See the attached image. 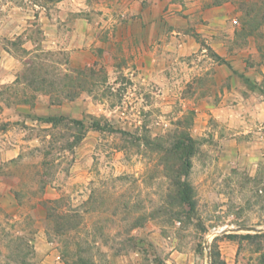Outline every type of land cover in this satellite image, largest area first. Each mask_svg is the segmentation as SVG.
I'll use <instances>...</instances> for the list:
<instances>
[{
	"label": "rangeland",
	"instance_id": "1",
	"mask_svg": "<svg viewBox=\"0 0 264 264\" xmlns=\"http://www.w3.org/2000/svg\"><path fill=\"white\" fill-rule=\"evenodd\" d=\"M109 1L0 0V63H19L0 107L43 93L56 118L19 119L18 156L0 150V264H264V0H204L141 66L120 47L65 71L44 21Z\"/></svg>",
	"mask_w": 264,
	"mask_h": 264
},
{
	"label": "crops",
	"instance_id": "2",
	"mask_svg": "<svg viewBox=\"0 0 264 264\" xmlns=\"http://www.w3.org/2000/svg\"><path fill=\"white\" fill-rule=\"evenodd\" d=\"M202 2L204 3V0H110L98 4L94 8L96 13H81L83 10L78 9L80 14L73 17L66 15L61 17V20L47 17L42 25V42L47 51H57L64 55L62 67L68 72L94 66L102 57L114 54L120 47L126 55L132 57L131 64L134 57L135 64L141 66L139 59L153 56L159 48L163 49L165 44L167 47L170 43L174 47H181L182 39L189 38L184 29L188 19L192 18L190 12L200 8ZM230 5V2H225L214 9H205L202 15L205 25L201 28L205 36L211 37L214 33L211 28L223 21V14L215 15L214 11L222 12ZM179 13L183 16L177 15ZM109 16H116L117 20L110 22ZM165 34L170 35V39ZM29 42L28 49L35 51L37 44H33L31 40ZM180 49L178 48V53H181ZM6 54L8 59L0 63V85L14 84L19 70V63H10L11 59L16 60V57L7 51ZM52 108L49 95L43 93L23 100L20 104L1 106L0 122L4 123L5 127L0 129V150L8 158L18 156L20 142L23 140L13 139L10 128H13L19 119H24L25 124L39 122L37 118L52 114Z\"/></svg>",
	"mask_w": 264,
	"mask_h": 264
},
{
	"label": "trees",
	"instance_id": "3",
	"mask_svg": "<svg viewBox=\"0 0 264 264\" xmlns=\"http://www.w3.org/2000/svg\"><path fill=\"white\" fill-rule=\"evenodd\" d=\"M220 1H223V0H216L215 2H220ZM239 8H240V10L244 11V13L246 15L251 14L253 12V10H254L253 9L254 7L253 6H249L248 4H246L245 1H241L240 2ZM37 119L39 121H42V122H45V123H52V124H54L56 122V118L49 117V116H47V117H38ZM76 123L79 124V125H81L80 122H76ZM94 129L97 130L98 127H95L94 126ZM179 159L182 160L183 168L184 167H188V164H187V161L188 160L186 158H184L183 156H180ZM183 168H181V173H182V169ZM176 185H178L180 187V193L182 194L181 200L184 203H186L188 206L193 207V202L190 199L189 194H188V190H187L188 189V185L186 183H182L180 181H177L176 182Z\"/></svg>",
	"mask_w": 264,
	"mask_h": 264
},
{
	"label": "water",
	"instance_id": "4",
	"mask_svg": "<svg viewBox=\"0 0 264 264\" xmlns=\"http://www.w3.org/2000/svg\"><path fill=\"white\" fill-rule=\"evenodd\" d=\"M245 229H246V230H253L254 227H252V226H247V227H245Z\"/></svg>",
	"mask_w": 264,
	"mask_h": 264
}]
</instances>
